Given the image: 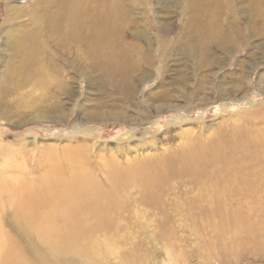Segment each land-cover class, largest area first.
Listing matches in <instances>:
<instances>
[{"label": "rangeland", "instance_id": "obj_1", "mask_svg": "<svg viewBox=\"0 0 264 264\" xmlns=\"http://www.w3.org/2000/svg\"><path fill=\"white\" fill-rule=\"evenodd\" d=\"M72 1L0 0V175L33 182L54 158L70 170L72 157L105 188L103 161H117L126 180L107 197L112 204H95L103 217L87 212L88 201L72 205L89 230L104 220L95 235L104 252L80 264H264V0H107L109 41L137 43L157 56L149 75L134 80L135 102L112 92L95 100L102 87L67 56L59 62L73 90L61 97L52 80L21 82L30 60L11 88L23 42L31 33L46 40L55 26L60 30L50 39L64 41ZM199 19L205 38L221 25L218 38L233 36L232 49L214 45L204 63L186 42L199 37ZM160 88L168 94L156 106L151 91ZM98 102L108 104L91 113ZM3 213L15 219L13 206L4 204ZM5 229L14 234L10 223Z\"/></svg>", "mask_w": 264, "mask_h": 264}, {"label": "bare ground", "instance_id": "obj_2", "mask_svg": "<svg viewBox=\"0 0 264 264\" xmlns=\"http://www.w3.org/2000/svg\"><path fill=\"white\" fill-rule=\"evenodd\" d=\"M45 1L50 2L52 6V3L56 0ZM72 2H76L75 5ZM72 2L69 12H71L70 10L73 7L72 11L75 12L73 15L74 19L67 23L69 26L66 27L67 31L64 32L66 34L64 41L56 42L50 39L51 35L59 32L60 26H55L53 29L49 28L47 31L49 38L46 40H39L31 33L29 35L30 39L23 42V46H26L27 49L25 48V51H19L16 54V62L12 67L13 74L11 72L15 84H12L13 87H11V84L5 81L6 85L4 87L17 88L22 80L20 77H23L21 70L30 60L31 70L27 69V75H25L27 78L21 82H27L29 77L34 78L36 76L41 77L42 82L45 84H50L49 80H52V83L55 82V94L61 97L63 92L73 90V85L65 79L66 73H64L59 62L61 57L67 56L69 58V60H66L67 64L74 68L76 66V69H79L83 74L89 73L94 76L95 81L102 87L101 92L99 89L98 95H95V100L99 99V94L107 95L112 92L135 102L138 100V90L137 86L134 85V80L136 77L145 78L149 75L147 72L154 66L157 59L155 57L157 56L143 51L145 46L143 49L142 45L140 46L137 43L117 45L114 41L112 43L109 41L108 37L111 33L109 34V18L106 13L110 9L109 2L111 1L73 0ZM115 10V14L117 13L118 16H121V14L123 17L125 16L122 7L117 6ZM198 11L202 12V7H199ZM113 16L115 18V15ZM200 21L199 19L197 22V27L200 31L199 37L186 38V42L187 46L190 45L194 49L197 47L200 50V53L198 52L200 54L199 58H203L204 63L207 62V55L212 53L211 47L214 45H218V48L232 49L235 44L233 36H228L224 33L225 37L218 38V35H221L218 31L221 29L223 33L224 30L221 25L216 27L215 32H213H217V36L205 38L204 34L202 35L203 27L202 21ZM124 22L128 21L125 19ZM131 24L129 25L130 27ZM111 25L113 26V24ZM62 27L61 29H63ZM42 29L45 30L43 27ZM252 32L254 31L252 30ZM259 34L260 36L264 35V27ZM117 36L119 37V34ZM148 41L150 44L152 43L150 39ZM145 43L147 49L153 48L150 47L149 43L147 44V41ZM161 46L166 48L164 42ZM109 48L113 50L106 52ZM97 49H102L101 56H98L100 52ZM93 50H95L93 53L94 57L91 54ZM131 50H134V54L130 52ZM23 53H25L24 56H21L20 54ZM250 56L254 58L255 55L252 52ZM70 69L72 68L70 67ZM151 92L154 100L156 101L157 99V105H155L162 106V96L168 94L167 88H160ZM112 100L122 102L121 98ZM140 102L139 100L137 105L139 108L142 106ZM106 104L108 103L98 102L97 108L90 109L91 113L103 111L106 107L102 106ZM53 108L59 109V107ZM72 156L74 155L72 154ZM54 159L53 163L51 162V166H48V170L45 169L46 171L38 177V180H33V182L19 178L16 183L15 179L18 176L0 175V264H80L79 258L84 256L89 259L91 253L100 255L104 252L102 251L104 249L99 248L98 239L95 238L97 237L95 236L98 234L97 232L103 229L104 220L97 219L98 223L95 227L98 229L95 230L93 227L92 230H89L86 226L87 223L81 221V210L76 208L74 210L72 205L76 204V202L80 204L88 201L86 203H89L92 209H86L87 212L89 213L90 211L92 215L103 217L104 215L97 212L96 205H99V203L101 205L110 204L111 202H108V199L112 200V196L116 194L117 187H119L121 182L123 183V180H126L121 178V173L117 171V167L115 168V165L118 166L117 161L113 157L103 161L105 168L107 167L104 178L109 183V186L107 185L105 189L100 178L98 179L93 172L87 170L76 159L67 158L66 164L70 167L68 171L63 170V161ZM133 177L131 179H134ZM98 194H101L102 200L100 196H97ZM4 204L14 207L15 219L12 222L7 217H4ZM4 221L10 223L14 234L5 229ZM105 245L102 246L107 247V244ZM106 251L107 253L103 254L108 255L110 253L108 251L111 250L107 249Z\"/></svg>", "mask_w": 264, "mask_h": 264}]
</instances>
